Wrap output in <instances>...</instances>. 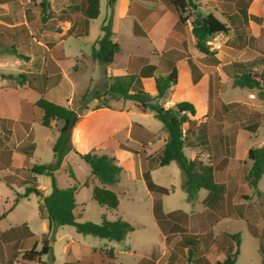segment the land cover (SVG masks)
Returning a JSON list of instances; mask_svg holds the SVG:
<instances>
[{
    "label": "crops",
    "instance_id": "0c3cea01",
    "mask_svg": "<svg viewBox=\"0 0 264 264\" xmlns=\"http://www.w3.org/2000/svg\"><path fill=\"white\" fill-rule=\"evenodd\" d=\"M2 1L11 2L12 7L5 6L3 10L0 9V27L1 29L3 28V32H0V51L9 43L16 53L15 56H21L22 61H26L27 64L25 65L22 64V61L15 60V65L19 66L18 73H7L0 69V180L3 179V176L6 177L8 175V178L13 175L20 177L26 171L32 174V179L37 180L38 175L31 173L30 168L34 164H38L33 160L39 148V140L49 143L53 150V146L59 137L58 129L62 123L54 121L52 128L45 127L47 131L38 130L39 125L40 127H44L42 125L43 112L31 104L36 103L41 97H44L57 104H66L68 102L74 107L73 100L83 95H76L74 93L73 83L70 81V74L81 71V68L78 69L75 66L76 69L71 71L69 67L65 68L62 64V61L65 59L64 43L71 36L76 38L89 36L93 20L88 23L86 30L84 16L81 11L67 14L68 8L80 6L82 0ZM16 7L19 8V11L15 10ZM21 11H23V18L20 22H7L6 19L9 20L12 15L19 14ZM248 14L264 19V0H253L248 5ZM105 18H108L107 20L111 22L112 41L118 43L120 46V52L116 54L113 64L107 68L106 72L103 70L105 79L109 81L107 82V87L110 85V78L112 77L136 75L141 78L150 90L153 84V75L165 76L177 68V84L172 86L162 99L156 100L153 103L163 105L166 108L175 106L179 101H187L194 105L197 112L195 119L196 126H203V129H205L203 131L207 132L208 139H215L217 144L220 145L216 153L222 154L219 157L221 159L215 160L212 158V153L206 152V155L203 154V160L211 162L218 175L220 173L225 174L226 182L224 183L227 185V192L218 202V198L210 196L205 190H200L197 194V197L200 196L199 201L202 205L199 212L187 213L181 209L165 211L162 196L166 194L148 189L144 178V171L145 169H150L148 158L150 156L154 157L160 152L167 137L163 133L164 136H161L160 139H152V135L158 133L153 131L148 125L136 122L129 117L137 113L146 117L150 111H142L132 101L113 99V103L120 104L124 101V105H127V107L119 109V117L122 116L126 119V125L122 133L120 129H117L118 133L115 135V138L125 153H131L138 159L140 178L144 191L152 204V215L160 232V240L157 244H150L143 252L131 244L129 234L122 242H110L106 240L107 242L98 247H87L86 249L76 241H72L66 247V262L64 264H93L90 258L95 256V250L100 249H113L116 256L115 264H195L193 263L194 261L188 262L187 249L181 245L182 233L181 231L174 230L175 226H178L180 230L181 228H186L188 234L195 236L193 240L195 245L192 243L191 248L194 246L198 250L195 252L193 259L205 256L211 262L209 253L205 249L209 244L216 241L222 245L224 250L223 257L218 259L222 260L227 253L233 250L231 239L226 237V235L236 233L228 231L216 232L215 227L220 218L225 220L231 218L235 221L246 220L247 228L249 223L255 224L257 227L260 226L259 222L256 221L258 215L257 207L252 203L253 197L249 194L252 185H249L245 180V174L252 166V162L248 159V151L254 147H251L248 143L246 145H239L241 139H250L256 132H250L243 128L237 131L236 134L235 132L225 133L222 129L223 124H220L215 129L212 126L209 128L208 117H210V114H213L214 117V114L217 113L219 118H224L225 111L222 108V104H229L233 101H223L221 99V90L216 91L212 89V80L209 74L205 86H200L206 78V73L200 65H203V63L198 61L203 57V54L195 47V37L192 33V27H189V24H187L189 19L186 24L176 26L178 17L166 4V0H117L111 10L107 8ZM2 19H5V21H1ZM252 22L249 25L253 30L252 36L258 39V34L254 32ZM247 48L253 52L256 51L253 47ZM230 49L236 54L241 50L243 51L245 47L242 48L235 45L230 47ZM0 56L4 58V54ZM3 58H0V68L12 64L9 57ZM85 60L93 64L97 62L87 53L74 58V61L77 63L84 62ZM192 65L202 72V77L197 83H194L192 79ZM150 67H154L155 69L152 70ZM101 68L103 69L102 65ZM20 74L41 75L43 78L36 84H30L29 82L21 84L12 78ZM66 81L71 86L68 92L62 90V85ZM220 82H223V80H219ZM88 91L90 90L87 89L84 93ZM201 93L203 98L201 97L202 95L200 96ZM217 99H220V101L217 102ZM112 104L109 107L100 109H95V105L93 110H110L113 106ZM84 112L82 119L85 116ZM134 124H139L141 127H134ZM188 127V124L184 126L185 129ZM103 130L110 136V121L104 125ZM162 137L163 140H161ZM120 138H124L122 139L124 141H121ZM32 145H34V149ZM239 147L243 149V154L247 151V158L244 155L242 158L237 156V149ZM260 147H264V140L256 148ZM188 148L193 152L191 159H194L197 153H199V149ZM25 152H30V155L27 156ZM71 153L72 151L66 155L62 165L69 159ZM98 155L110 156V154L106 153ZM127 156V154H124L125 159H127ZM114 158L116 163L119 162L116 157ZM241 159L243 162L240 165ZM157 167L159 166L153 165L150 169L151 178L157 186L163 187L156 183L152 176V171ZM123 170L124 167H122V172ZM74 176L73 179L76 181V184L72 186L93 189L95 185H98L108 188L107 185L102 184L91 175V170L89 176L83 182L77 180L75 173ZM20 182L21 184H25L26 187L30 185V181L22 177ZM85 183H88V185L86 186ZM36 185L43 191L44 195L50 194L48 193V185L39 183ZM118 185L121 187L118 191L109 189L115 191L119 199L121 193L129 200L133 198L135 189L130 190L128 186H122L119 182ZM7 186L10 190L14 191L8 183ZM202 191L205 193L202 194ZM15 194L16 196L19 195L16 191ZM16 196L13 198L9 210L17 198ZM158 202L161 204L164 214L180 211L187 214V217L177 215V218L163 221V227L160 226L154 213L155 205ZM16 205L10 211L8 210V212H11ZM77 205L79 208L80 205L78 203ZM219 210L220 212H225V215L220 216ZM42 219V230L46 232L49 228L48 221L45 218ZM29 229L33 233L32 236L24 239L14 238L12 240L18 241L34 237V232L30 227ZM6 231H0V235ZM202 264H207V262H202Z\"/></svg>",
    "mask_w": 264,
    "mask_h": 264
},
{
    "label": "rangeland",
    "instance_id": "374dc122",
    "mask_svg": "<svg viewBox=\"0 0 264 264\" xmlns=\"http://www.w3.org/2000/svg\"><path fill=\"white\" fill-rule=\"evenodd\" d=\"M252 1L253 0H192V4L188 7L186 12V15L189 17L187 24H189V27H192L193 19L195 17L206 16L209 13L213 14L221 21L228 22V16L237 14L240 7L247 6L248 8V5H250ZM5 6L12 7V4L11 2H1L0 0V9L3 10ZM107 8H110L107 6V0H101V14L97 19L92 21L89 36L84 38L71 36L68 37L64 43L65 59L62 61L64 67H69L71 71L76 68H81V71L77 73L72 72L73 74H70V81L73 83L74 93L80 95L84 94L87 89L90 91H88L89 103L87 111L84 112L85 116L72 130L74 149L70 154L69 159H67L60 169L55 172V176L60 187H70L76 184V181L69 175L70 169L73 170L79 182H83L90 174V167L81 158L80 154L94 151L97 154L106 153L110 154V156L116 157L119 161L117 163L121 167H124L118 182L122 186H128L130 190L135 189L133 198L129 200L120 192V206L117 210L111 211L101 207L92 198L91 188H78L76 199L80 207L77 211L81 212L83 210L82 217L79 218L78 221L101 223L103 216L112 221L121 218L135 226L134 231L129 233V240H131L132 245L138 247L139 251L143 252L150 244H157L159 242L160 232L152 215V204L142 185L138 159L131 153H125L115 138V135L118 133L117 129H120L122 133L126 125V119L122 116L119 117V109L121 107L125 108L127 105H124V101L117 104L115 102L113 103V99H107L104 97L108 84L107 82L109 81L105 79V74L99 62L93 64L86 60L79 63L74 61L76 56H80L83 53L90 54L91 56L93 50L92 46L95 45L96 41L103 35L101 25L109 21L107 20L108 18H105ZM15 10L19 11V8L16 7ZM22 12L23 11L19 14L16 13L14 16L12 15L9 20L6 19L7 22H20L23 18ZM1 21H5V19H2ZM241 23V20H237L235 23L231 24L230 28H239L241 27ZM252 24L254 32L258 34V39L253 43V49L256 50L254 52L248 49V46L242 47L238 37L233 32H229L227 35H216L211 41H209V44L212 46V50L217 51L216 57H218L225 65H230L234 62H249L257 60V64L252 70L259 74L264 71V19L261 18L259 24L254 22H252ZM2 30L3 28L1 29L0 27V32H3ZM237 33L239 32L237 31ZM252 33L253 30L250 27L249 33L244 31L246 41L249 40ZM216 43L222 45H216ZM235 45L242 48L245 47V49L235 54L230 49V47ZM3 54L4 58L1 56L0 58L6 59L9 57L12 64L2 66L0 69L7 73H18L19 66L15 65V60L22 61L23 59L21 56H15L16 53L12 47H10L9 43L0 51V55ZM201 60L202 58L198 61ZM22 64L26 65L27 62L22 61ZM200 65L206 73V78L201 83V87L205 86L209 74L212 80V89L216 91L221 90V99L223 101L239 103V105L233 109L234 111L231 116H226L221 119L217 113L214 114V117L213 114H210V117H208L209 128L212 126V128L215 129L220 124H223L222 129L225 133L235 132L236 134L237 131L243 129V125H245L247 122L246 120L249 117H254L255 119H258L261 124L259 129L250 139H241L239 145H246L247 143L251 147H258L261 145L264 140V84H262L260 88H255L253 90L235 86L231 67L227 66L221 69L215 66ZM75 66L77 67L75 68ZM219 80H223V82L219 83ZM70 87L69 82L66 81L62 85V90L68 92L70 91ZM97 94L104 97L100 104L110 106L113 103L110 110H93L94 106L98 103L96 99ZM201 95L202 93L200 96ZM80 97L73 100L75 108L78 106L77 102ZM201 97L203 98V95ZM219 101L220 99H217V102ZM256 112L260 113L258 118L255 117ZM80 113L83 114V112ZM129 117L136 122L148 125L153 131L164 136L163 124L153 113L148 112L146 117L141 116L139 113ZM108 121H110V136L103 130L104 125L108 123ZM38 130L43 132L47 131L45 127H40V125ZM120 139L121 141H124L122 140L124 138ZM161 140H163V137ZM210 142H213V148L211 150L212 158L216 160L222 155L216 153V151L218 152L220 145L217 144L215 139H210ZM183 151L186 158L191 159L193 157V152L188 147H184ZM124 154L128 155L127 159L124 158ZM53 155L51 145L46 143V141L43 142V140H39V148L35 153L33 161L38 164L51 163L53 161ZM204 155H206V152H204ZM243 155L247 158V151L243 154V149L239 147L237 149V156L242 158ZM242 162L243 160L241 159L239 164L241 165ZM31 175L32 174H30L29 171H26L23 172L20 177L13 175L8 178L9 175L6 177L3 176V179L0 180V216L9 210L13 198L16 196L15 191L21 196L25 193L26 186L23 183L21 184V177L28 179L30 183L46 184L49 188L48 193L51 192L50 178L48 176L38 175L37 180H34ZM152 176L156 183L170 189L169 194L162 196V203L165 211L176 209H181L187 213L200 211L202 207L199 201L200 196L194 201L188 199L186 192L182 188V174L180 167L176 162L157 167L152 171ZM219 180L222 183L226 182V176L224 173L219 174ZM118 182L115 184H107V186L108 188L118 191L121 188L119 187ZM7 183L14 189V191L9 189ZM243 192L245 193L244 190ZM201 193L203 194L205 192L202 191ZM249 194L253 197V201L251 200L252 203L257 207L258 215L256 221L259 222L260 226L257 227L255 224L254 225L258 229L260 235L264 236V177H262L255 186H252V189L249 190ZM220 200L221 198L218 197V202ZM39 206L40 199L35 194H30L28 197H20L16 207L0 219V231H6L27 223L34 232V237L30 239L18 241L10 240L6 243H3L0 240V264H64L66 262V247L68 244L72 243V241H76L85 249L87 247H98L107 242L105 239L93 235L79 233L74 226H56L53 227L54 240L51 243L50 254L41 256L31 262L24 261L21 252L33 249L38 251L41 250L43 245L42 240L44 238L43 235L48 233V230L46 232L42 230L43 219L39 214ZM219 213L220 216L225 215V212H220V210ZM215 231L218 233L220 231L239 233V254L236 264H264V252L261 253L259 248L260 240L251 235L247 228L246 220L235 221L231 218L226 220L220 218L215 227ZM205 250L209 253V258L212 262L223 257L224 250L222 245L216 241L209 244Z\"/></svg>",
    "mask_w": 264,
    "mask_h": 264
},
{
    "label": "trees",
    "instance_id": "16d2710c",
    "mask_svg": "<svg viewBox=\"0 0 264 264\" xmlns=\"http://www.w3.org/2000/svg\"><path fill=\"white\" fill-rule=\"evenodd\" d=\"M117 0H107V6L112 8ZM244 3V2H243ZM166 4L176 13L178 22L176 26L186 24L189 17L186 15L188 7L192 4V0H166ZM241 4V3H240ZM246 7H240L237 14L228 16L229 21H221L213 14L209 13L206 16L195 17L192 23V33L195 37V47L203 54L201 62L205 65H211L223 69L224 67H231L233 71V82L235 86L242 88L255 89L260 88L264 84V71L257 73L253 71L256 66L257 60L249 62H234L230 65H225L218 57L217 51L212 50L209 41L216 35H227L233 32L238 37L241 46L253 47L256 38L250 36L246 41L244 31L249 33V21L256 23L261 22V18L254 15H249ZM82 12L84 16V23L86 30L88 23L91 20L97 19L101 12V0H82L80 6L70 7L67 14ZM241 20V27L230 28L231 24L235 21ZM110 21L102 25L103 35L100 37L93 47L91 58L99 62L104 72L113 64L116 54L120 52L118 43L112 41V30ZM237 31L239 33H237ZM251 44V45H250ZM192 64V62L190 61ZM154 70V67H150ZM226 76V75H225ZM152 88H149L143 83L141 78L136 75L115 76L110 78L111 83L106 88L104 97L107 99L132 101L144 112L150 111L154 113L155 117L163 124V131L166 135V142L163 148L154 157L150 156L149 166L150 169L153 165L165 166L171 162H176L182 174V188L186 192L188 199L194 201L200 190H205L210 196L221 198L227 192V185L220 182L219 175L211 162L203 160L204 152L211 153L212 142L208 139L206 131H203V126H196L195 119L197 116L196 109L193 104L187 101H179L175 106L164 107L160 104L153 103L156 100L162 99L170 88L177 84L178 69L175 68L168 75L152 76ZM202 77V72L194 65H192V79L197 83ZM18 83L21 84H36L43 78L41 75L20 74L13 76ZM103 96L97 94L96 99L98 104L95 109L109 107V105H102L100 102L104 99ZM89 94L84 93L78 99L77 108L72 107L68 102L66 104H57L41 97L36 103L31 104L33 107L39 108L43 112L42 125L46 128H52L54 121L61 122L62 125L58 129L59 137L53 146L54 160L48 164H34L30 168V172L34 175H46L51 179V192L49 195H44L43 191L38 188L34 183H30L26 187L25 193L21 196L18 195L14 201L12 208L17 204L20 197H28L34 193L40 198L41 203L39 206V214L42 218L48 221V233L44 235L42 240L41 250H26L21 252L22 259L26 262H31L37 258L48 255L51 252V243L53 238V227L56 226H74L77 232L82 234H89L110 242H122L126 236L133 232L135 227L123 219H116L110 221L102 217L101 223H94L91 221H78L82 217V212H78V205L76 195L78 192L77 186H70L62 188L59 186L55 172L60 169L62 163L68 153L73 151L72 130L76 123L82 119V114L88 109ZM239 105L237 102L229 104H222L225 111V117L233 114V109ZM260 113L256 112L255 117H259ZM243 125V128L256 132L260 127V122L254 117H249ZM188 124L187 129L184 126ZM141 127L139 124H134V127ZM200 134H202L200 136ZM222 135V134H221ZM223 136V135H222ZM161 138V134H153L152 139L157 140ZM34 149V145H32ZM184 147L199 149L194 159H188L184 155ZM27 156L30 152H25ZM81 158L87 163L91 170V175L98 179L102 184H115L119 181L122 167H120L114 157L108 155H98L94 151L89 153L80 154ZM248 159L252 162L251 168L245 174V180L249 185L255 186L258 181L264 177V147L250 148L248 151ZM150 169H145L144 178L146 180L148 189L150 191L158 192L161 194H168L169 189L157 186L150 174ZM70 177L74 178V172L69 170ZM87 186L88 183H85ZM92 198L107 210H116L120 204L118 194L104 186L95 185L92 189ZM11 208V209H12ZM10 209V210H11ZM9 210V211H10ZM3 213L0 218L6 214ZM154 213L160 226L163 227V221L177 218V215L187 217V214L176 211L164 214L161 204L158 202L155 205ZM181 216V217H182ZM249 232L252 236L260 240V252H264V236L260 235L258 229L254 224H248ZM174 230L181 231L182 240L181 245L187 249L188 262L195 264H236L239 254V233L228 234L226 237L231 239L233 250L225 255L222 260L209 262L205 256L193 259L197 248H191L195 239L194 235L188 234L186 228L175 226ZM27 224L11 228L0 235V240L6 243L14 238L24 239L32 236ZM195 245V244H194ZM193 259V260H192ZM93 264H115L116 256L113 249H100L95 250V256L90 258Z\"/></svg>",
    "mask_w": 264,
    "mask_h": 264
}]
</instances>
